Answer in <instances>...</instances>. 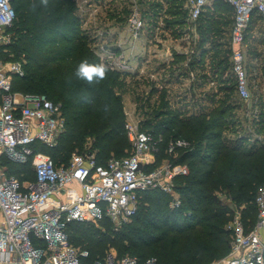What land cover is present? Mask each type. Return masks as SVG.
<instances>
[{
  "label": "trees",
  "instance_id": "trees-1",
  "mask_svg": "<svg viewBox=\"0 0 264 264\" xmlns=\"http://www.w3.org/2000/svg\"><path fill=\"white\" fill-rule=\"evenodd\" d=\"M138 1L144 2L145 8L146 0ZM184 1L150 0L143 14L154 21L162 12L165 29L178 37L177 25L181 28L186 17ZM12 3L16 18L7 28L13 33V42L0 48L5 54L20 58L25 68L24 76L12 78V90L46 94L61 105L66 118V129L58 145L53 148L35 144V150L50 155L56 165L66 164L76 151L91 152L98 163H105L112 153L131 151L122 100L125 83L121 75L124 74L109 68L106 78L96 85L72 76L85 58L92 63H103L82 30L76 0H49L47 8L40 0H13ZM33 4L37 5L34 10ZM128 9H124L127 15ZM113 14L108 15L109 20H114L110 25L126 22L127 15L115 19L116 13ZM257 17L261 19L255 15L252 24ZM231 25L232 7L223 1L214 2L199 19V45L190 62L192 69L204 67L207 54L213 50L212 75L219 83H224L220 90L225 92L218 105L184 115L183 110L172 107L167 89L158 91L155 82L142 78L140 112L145 127L153 128L154 132L163 131L166 138H184L195 144L192 151L176 158L177 162L189 166V173L175 178L181 206L171 208V196L150 189L142 193L137 213L118 230H114L106 217L97 222L67 224L69 242L88 250L82 264L103 261L112 249L118 258L137 256L140 263L151 257L156 258L155 264H208L219 260L231 248L233 230L227 227L233 211L231 201L241 205V219L246 230L254 227L257 218L254 200L258 188L264 186V102L260 97L255 102L258 106L255 118L245 120L249 129L256 130L257 135L262 133L260 137L254 136L251 141L250 135L241 132L233 137L224 136V131L232 127L233 120H229L232 110L242 105L237 98L236 101L232 99L234 81L229 83V78H222L224 71L230 68L229 41L224 42L223 37ZM184 58L176 54L175 61ZM145 85L151 86L146 96L143 94ZM83 94L89 99H83ZM105 105L109 106L107 113ZM162 157L165 156L157 157V164ZM0 166L21 181L35 180L31 158L21 163L2 154ZM221 194L227 196L229 202H224ZM93 223L104 225V230Z\"/></svg>",
  "mask_w": 264,
  "mask_h": 264
},
{
  "label": "built area",
  "instance_id": "built-area-1",
  "mask_svg": "<svg viewBox=\"0 0 264 264\" xmlns=\"http://www.w3.org/2000/svg\"><path fill=\"white\" fill-rule=\"evenodd\" d=\"M216 1H223L232 7L228 39L230 68L225 76L234 81V94L242 104L240 108H245L246 119L252 121L258 111L255 102L261 96L254 95L252 91L255 83L250 78L246 37L254 16L264 19V0H185L183 8L186 17L181 28L177 25L178 37L171 35L170 29H165L162 12L153 21L143 14L144 2L133 0L130 15L124 24H109L96 34L98 39L93 41L94 50L111 70L128 76L139 75L155 82L158 91L167 89L169 92L166 77L161 76L158 69L147 67L150 60L147 50H144L148 44L159 41L161 33H166L172 41L174 39L179 43L175 45L176 50H170L169 60L179 63L177 66L185 62V77L178 70L175 81L181 82L191 92L201 85L211 89L216 86V76L205 69L201 72L192 69L190 62L199 45V19ZM12 2L0 0V45L8 43L9 38L3 30L11 26L16 18ZM77 7L81 14L83 7ZM112 39L116 46L110 43ZM137 43L144 46L139 56L128 51L134 49ZM176 54L185 58L176 62ZM140 59L142 65L136 62ZM256 61H252L254 68L258 65ZM24 75L23 62L0 61V156L5 154L21 163L31 158L35 172V180L21 181L0 166L1 264H82L88 250L69 242L67 224L97 222L106 217L113 222L114 230H118L137 213L142 193L146 190L163 191L171 196V208L181 206L175 178L189 173V166L177 162L176 158L192 151L195 148L193 142L172 136L166 138L163 131L154 132L153 128L145 127V119L140 116L125 123L131 142L129 154L98 163L91 152L73 153L66 164L56 165L50 155L35 150V144L56 147L66 129V118L61 105L46 95L12 90V78ZM173 82L172 79L171 87ZM221 85L224 83H218L219 87ZM150 89L146 88V94ZM159 155L165 157L157 164ZM254 202L257 208L254 227L247 231L241 217L236 215L227 226L233 230L229 253L208 264H264V186L258 188ZM149 262L155 264L156 258L140 263L137 256L118 258L112 249L103 261L98 260L94 264Z\"/></svg>",
  "mask_w": 264,
  "mask_h": 264
},
{
  "label": "rangeland",
  "instance_id": "rangeland-1",
  "mask_svg": "<svg viewBox=\"0 0 264 264\" xmlns=\"http://www.w3.org/2000/svg\"><path fill=\"white\" fill-rule=\"evenodd\" d=\"M149 1L150 0L145 1L146 3L145 8L147 9L149 8L148 6ZM76 3L77 5H79V7L80 6L83 7V12H81L80 14L81 19H82L81 21L82 30L86 34L87 39L90 40L91 43L94 45L93 41H96L98 39L97 37L95 38L96 34L98 35L100 33L99 31L104 30V27L107 24H110V22L114 21L112 19L110 20L108 19L109 13L110 12L112 14L116 13L115 14L116 16L114 17L115 19H117L118 17H125L127 15V11H125L124 9L129 8L128 12L130 14L133 0H76ZM129 14L126 16V19L128 18ZM261 30L264 32V21L257 17L255 19L254 24H252L251 29L249 30L246 45H247L249 59H250V62H249L250 78L255 83V85L252 86V91L254 95L261 96V100L262 102H264V93L261 92V88L262 90H264V74H263L264 33H261ZM3 34L9 38L7 44H9L10 42H13L12 40L13 33H11L8 30V28H5L3 30ZM159 36H160L159 41L157 42L154 41L148 44L147 46H145L144 50L145 51L147 50V55L149 54L148 60H150V63L147 65V67L149 66V68L153 67V69L154 68L158 69L159 71L157 72H159L161 76L166 77L167 82L169 83V93L167 97L169 98L172 107L180 108L181 110H183L184 115H189V114H192L193 112L199 113L203 110L206 111L207 108H209V104L210 106L218 105L220 98L225 94V92L223 93V91L220 90V87L218 86L219 82L217 79H216V86L212 87L211 89H209L206 85H201V86H197L194 92H191L189 89H187L186 86L181 84V82H179L180 83L179 84L175 81L176 73L178 70L180 71V73L183 74V76L185 75L184 69H183L185 62L182 61V64H180L179 66H177L179 63L173 64V62L169 60V58H171V51L169 50V48L171 47V44H173L172 38L169 37L166 33H161ZM228 37H229V33L227 32L225 36L223 37V41L226 42V40H228L227 39ZM114 42L115 40L112 39L110 43L116 46L117 43L115 44ZM3 45H5V43ZM143 48L144 46H141L140 43L139 44L137 43V46L134 49L132 50L127 49V50L129 52H132L133 55L138 54L139 56L142 53ZM212 52L213 50H210V52L207 54L208 58L206 59L207 61H205L206 66L204 67L199 66L197 67L196 70L201 72L205 69L208 72H210L211 75L213 74L211 70ZM150 54H151V57H150ZM154 54L160 55L161 59H158L157 57V58H154L153 60L152 58L155 56H152V55ZM257 54H259L258 70L257 68H254V66L252 65V59H251L253 58V56L255 57ZM165 58H167L168 60H166ZM14 60L20 61L21 59L14 55L5 54V50L0 48V61L8 62V61H14ZM141 61L142 59H140V61L136 60V62H139V64L142 65ZM253 62H255L254 59H253ZM225 72L226 71H224L223 73V78L224 79L229 78L228 82L231 83L232 78L230 76L228 77V75L226 77ZM161 76H159V78ZM121 79H123L125 83L124 90L122 92V100H123V108H124L126 120L136 119L137 117H140V116L144 118V116L140 112L141 110L140 95H142L141 88H143L144 86L142 77H140L139 75L128 76L125 74V75H121ZM172 79L174 80V82L171 87ZM161 80H162V77H161ZM150 87L151 86H148L147 89L149 90ZM143 94L145 96L147 95L146 92H143ZM236 97L237 96L234 94V97L232 99L236 101ZM177 101H179V104ZM243 111H245V108L242 110V108L237 107L232 110V114L230 115L229 120L230 122H232L233 120L234 124L233 123L230 124L232 126L231 130H227L226 132L224 131V136L228 135V136L233 137L236 134L241 132L242 134L246 133L247 135H250V140L253 141L254 136H256L257 134V131L255 130L254 132H252L253 133V134L251 133L252 135L249 134L250 131H249L248 126L245 125L246 116ZM240 120L244 122L241 123ZM236 123L238 124L236 125ZM261 134L262 133L258 134L257 136L260 137ZM73 153H78V152L76 151ZM129 153H130V150L128 149L120 154L112 153L110 157L125 156ZM220 197H222L224 202H229V199L224 194H221ZM170 200H171V197H170ZM230 204H231L233 211L231 213L229 221L227 222L228 224L233 220V218L236 215H239L240 217L242 216L241 205H238L237 203H234L233 201H231ZM110 224L112 227L114 226L112 221L110 222ZM93 225L95 227L101 228V230H104V227H105L104 225H101L99 223H93Z\"/></svg>",
  "mask_w": 264,
  "mask_h": 264
},
{
  "label": "clouds",
  "instance_id": "clouds-1",
  "mask_svg": "<svg viewBox=\"0 0 264 264\" xmlns=\"http://www.w3.org/2000/svg\"><path fill=\"white\" fill-rule=\"evenodd\" d=\"M40 4L47 8L49 4V0H40ZM32 9L34 10L37 5H31ZM109 71V67L105 63H92L89 62L87 58L81 60L79 64L76 66L72 76L74 79L78 81H84L91 85L99 84L106 78L107 72ZM82 98L88 100L89 97L87 94H83ZM104 111L107 113L109 111V106H104ZM151 264V262H149Z\"/></svg>",
  "mask_w": 264,
  "mask_h": 264
},
{
  "label": "crops",
  "instance_id": "crops-1",
  "mask_svg": "<svg viewBox=\"0 0 264 264\" xmlns=\"http://www.w3.org/2000/svg\"><path fill=\"white\" fill-rule=\"evenodd\" d=\"M254 20V19H253ZM261 20H263L264 21V19H262V17H261ZM253 22V21H252ZM255 22V21H254ZM252 24V23H251ZM229 32H230V29H229ZM228 32V33H229ZM261 33H264L262 30H261ZM228 39H229V37H228ZM177 44H179L178 43V41H174V39H173V44H171V47L169 48V50H172V51H174V50H176L175 49V47L177 46ZM176 45V46H175ZM150 47V46H149ZM148 47V48H149ZM149 55V54H148ZM148 55H147V57H148ZM152 56H155V57H153L152 59L154 60V58H157L158 57V59H161V57H160V55H156V54H154V55H152ZM150 57H151V54H150ZM252 59V61H253V59L254 60H258L259 59V54H257L255 57L253 56V58H251ZM256 62H258V61H256ZM174 63V62H173ZM149 63H147L146 65H148ZM253 65V64H252ZM259 66V63H258V65L257 66H255V68H259L258 67ZM149 67V66H148ZM153 67H151L150 69H152ZM261 92H263L264 93V90H262V88H261ZM261 95V94H260ZM212 106V105H211ZM0 218H1V213H0ZM1 264V263H0Z\"/></svg>",
  "mask_w": 264,
  "mask_h": 264
}]
</instances>
